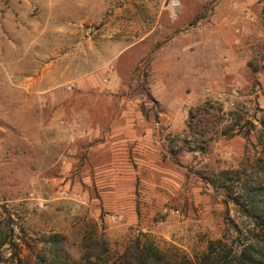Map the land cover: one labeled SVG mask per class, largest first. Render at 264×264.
<instances>
[{
  "label": "rangeland",
  "instance_id": "374dc122",
  "mask_svg": "<svg viewBox=\"0 0 264 264\" xmlns=\"http://www.w3.org/2000/svg\"><path fill=\"white\" fill-rule=\"evenodd\" d=\"M263 116L261 0H0V234L29 264L237 250L252 226L206 183L264 163Z\"/></svg>",
  "mask_w": 264,
  "mask_h": 264
},
{
  "label": "trees",
  "instance_id": "16d2710c",
  "mask_svg": "<svg viewBox=\"0 0 264 264\" xmlns=\"http://www.w3.org/2000/svg\"><path fill=\"white\" fill-rule=\"evenodd\" d=\"M261 1L264 2V0ZM247 68L253 76L263 70L262 65L257 67L252 62L247 63ZM259 124L264 127V116ZM235 126L237 125L235 124ZM252 128L253 125L248 122L245 130L240 128L235 132V135L248 141ZM172 150L173 155L184 151L183 147H177V151ZM261 153L264 155V145H262ZM206 184L219 190L224 202L232 204L236 212L249 221L252 229L249 232L248 242L240 244L237 250L228 247L222 241L209 243L206 252L197 258L196 264H264V163L262 157L254 165H251L250 171L243 177L236 174L234 177L209 179ZM4 246H8L11 252L8 259H4L1 254V249ZM36 259L40 264H47L46 259L42 256H36ZM0 264H29L28 260L20 257L18 246L8 239H3L1 234ZM52 264L70 263H54L53 261ZM119 264L177 263L167 259L148 237H141L125 249Z\"/></svg>",
  "mask_w": 264,
  "mask_h": 264
},
{
  "label": "built area",
  "instance_id": "2783aa9c",
  "mask_svg": "<svg viewBox=\"0 0 264 264\" xmlns=\"http://www.w3.org/2000/svg\"><path fill=\"white\" fill-rule=\"evenodd\" d=\"M170 7H171V9H176L179 7V3L177 1H172L170 3Z\"/></svg>",
  "mask_w": 264,
  "mask_h": 264
}]
</instances>
